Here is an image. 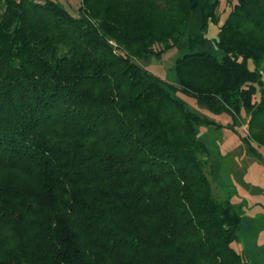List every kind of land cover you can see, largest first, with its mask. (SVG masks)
I'll use <instances>...</instances> for the list:
<instances>
[{
  "label": "trees",
  "instance_id": "16d2710c",
  "mask_svg": "<svg viewBox=\"0 0 264 264\" xmlns=\"http://www.w3.org/2000/svg\"><path fill=\"white\" fill-rule=\"evenodd\" d=\"M79 1L0 0V264H249L199 129L264 163V0Z\"/></svg>",
  "mask_w": 264,
  "mask_h": 264
},
{
  "label": "rangeland",
  "instance_id": "374dc122",
  "mask_svg": "<svg viewBox=\"0 0 264 264\" xmlns=\"http://www.w3.org/2000/svg\"><path fill=\"white\" fill-rule=\"evenodd\" d=\"M37 1V0H35ZM39 0L37 2H44ZM55 1V0H51ZM220 11L229 9L226 0H219ZM69 11H77L80 6L79 0H56ZM196 25V18L193 16L191 30ZM215 26L210 25L207 37H215ZM177 48L165 53L160 60L150 59L140 61V65L152 73H159L160 76L171 77V69ZM249 68L254 67L249 63ZM158 74V75H159ZM264 83V78H263ZM191 109L198 112L200 108L190 104ZM212 116V117H211ZM207 115L206 117L218 125H228L231 120L227 115ZM247 118L239 120L235 129L240 136L247 132ZM199 137L206 145L210 159L206 164V173L215 192L223 199H230L236 207L241 218L239 229V248L245 253L249 264H264V163L249 156L235 134L230 130L212 124L202 126L199 129ZM261 155L263 150L259 149Z\"/></svg>",
  "mask_w": 264,
  "mask_h": 264
},
{
  "label": "crops",
  "instance_id": "0c3cea01",
  "mask_svg": "<svg viewBox=\"0 0 264 264\" xmlns=\"http://www.w3.org/2000/svg\"><path fill=\"white\" fill-rule=\"evenodd\" d=\"M37 1H39V0H37ZM56 1V0H55Z\"/></svg>",
  "mask_w": 264,
  "mask_h": 264
}]
</instances>
